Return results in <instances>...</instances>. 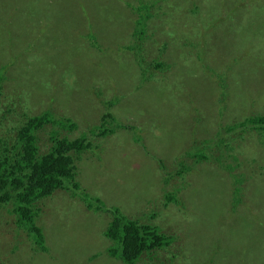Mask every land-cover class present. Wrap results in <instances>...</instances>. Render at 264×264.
Masks as SVG:
<instances>
[{"label":"rangeland","instance_id":"obj_1","mask_svg":"<svg viewBox=\"0 0 264 264\" xmlns=\"http://www.w3.org/2000/svg\"><path fill=\"white\" fill-rule=\"evenodd\" d=\"M138 1L0 0V137L16 134L22 112L72 118L78 129L62 137L86 136L100 149L77 160L81 189L175 238L138 264H264V142L236 138L221 158L203 143L220 125L264 115V0H143L151 17L136 37L128 7ZM85 23L96 37L77 34ZM11 96L20 107L7 114L2 102ZM112 100L110 112L130 129L109 123L112 133L97 136ZM55 129L48 125L39 144L47 148ZM181 162L191 167L184 175ZM238 165L253 178L236 193ZM8 207L0 208V264H122L104 235L112 216L71 191L38 205L45 252Z\"/></svg>","mask_w":264,"mask_h":264},{"label":"trees","instance_id":"obj_2","mask_svg":"<svg viewBox=\"0 0 264 264\" xmlns=\"http://www.w3.org/2000/svg\"><path fill=\"white\" fill-rule=\"evenodd\" d=\"M192 1L195 2V0ZM142 2L143 0H141L139 7V4L134 8L128 7V10H131L135 16L134 35L136 37L144 34L146 22L151 17L150 4H143ZM138 3H140V0ZM193 5L197 6L196 4ZM262 20H264V17ZM218 23H220V20H213L210 23V30ZM79 27L80 25H78ZM84 32L91 38L96 37L95 34L97 33L88 23H85V28L77 34ZM242 32L240 31V33ZM83 40L84 37H76V43L79 46L83 45ZM139 51L140 48H137L136 52L143 61V55L139 54ZM238 60L236 59V62ZM150 65L161 70L168 67L167 63L160 61ZM3 75L0 74V89L4 82ZM150 77L152 79L154 75L144 80H148ZM0 96H2V93H0ZM114 102L116 100L107 102L109 111L103 115L93 134L101 137L111 134L112 130L107 127L109 123H113V125L117 123L119 127L130 129L128 125L118 123L115 116L110 112ZM2 103L7 114L15 113L20 107V104H15V99L12 96ZM55 114L51 111L41 112L38 115H28V113L22 112V119L16 128V134L11 136L10 133L12 132L6 131L9 136L5 134L0 137V208L5 205L10 206L8 212L14 215L16 227L25 230L41 251H47L48 247L43 229L36 223L41 212L38 205L40 201L50 197L56 190L66 189L71 191L74 198L78 197L83 201L90 210L107 212L112 216L104 235L112 242L108 249L109 253L112 257L120 260L122 264H138L143 255L150 256L157 251L162 250L165 252L167 249H171L175 241L174 236L162 232L156 225L141 224L138 221L128 219L115 206H107L100 198H96L81 189L76 178L77 160L82 157L83 153L98 154L100 149L98 147L95 149V144L86 136H78L76 139H70L67 136L62 137L61 130L66 129L73 132L78 129V124L70 117L58 114L56 116ZM3 119L4 122L7 116H4ZM3 122L0 121V125ZM50 124L59 126L60 130L55 129L52 132L51 143L46 148L43 144H39V135ZM12 129L15 130V128L10 130ZM96 131L98 132L96 133ZM225 132H229V136L232 137L227 139L224 136ZM254 134H259L262 143L264 142V115H250L237 124L220 125L212 138H203V143L205 146L210 147V150L219 151L221 158L224 152L233 151L231 144L234 143L236 138L247 140L249 137L253 138ZM200 142L202 143V140ZM229 154L234 160H239L234 153ZM194 155L188 153L190 157ZM204 158L206 157L197 156L196 163L203 162ZM211 158L212 156H210ZM216 159L220 161L219 157H216ZM177 168L178 171L180 170V175H184L191 169L185 162L178 164ZM239 168L238 165L234 169L236 175L239 176L232 174L233 188L236 193L241 188L239 184L244 185L248 178H253V176L248 175L247 171H238ZM173 201H175V197ZM177 257L172 255L171 259L174 260Z\"/></svg>","mask_w":264,"mask_h":264}]
</instances>
